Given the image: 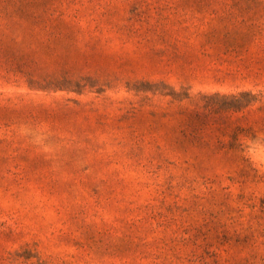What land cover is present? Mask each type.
<instances>
[{"label": "rangeland", "instance_id": "obj_1", "mask_svg": "<svg viewBox=\"0 0 264 264\" xmlns=\"http://www.w3.org/2000/svg\"><path fill=\"white\" fill-rule=\"evenodd\" d=\"M0 264H264V0H0Z\"/></svg>", "mask_w": 264, "mask_h": 264}]
</instances>
